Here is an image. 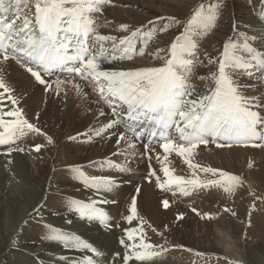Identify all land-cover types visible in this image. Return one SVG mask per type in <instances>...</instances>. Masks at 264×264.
<instances>
[{
	"label": "snow or ice",
	"instance_id": "6c2138e0",
	"mask_svg": "<svg viewBox=\"0 0 264 264\" xmlns=\"http://www.w3.org/2000/svg\"><path fill=\"white\" fill-rule=\"evenodd\" d=\"M106 4H113V0H34L31 15L17 14L14 19L0 18V63L14 60L34 78L37 86H43L45 93L59 95L61 85L67 87L69 84L80 92V85L76 83L75 77L91 83L94 88H98L99 97L111 108L112 118L101 130L95 131V135L102 137L110 129H115L108 137L110 139L115 136L116 151L112 155L123 156L125 161L130 162L137 155L135 149L138 142L147 137V142L143 143L142 155H146L149 161L153 159L152 153H155V159H160V153L154 147L158 144L163 149L165 161L168 154L174 152L192 170L191 178H185L173 176L169 168L164 167L162 170L165 179H162L149 163L144 177L147 182L152 183L154 178L160 189L172 191L173 195L174 187L184 196H191L208 188H218L225 194H234L235 189L245 183L241 176L194 162V157L201 145L207 146L210 143L218 148H231L235 144L264 149V97L244 95L235 79V72L238 71L252 72L258 69L264 74V52H258L254 46L256 35L245 33L239 42L231 37L224 41L218 56L209 57V61L214 62L217 68L211 74L206 90L201 92L189 82V66L192 64L189 57L198 50L197 36L207 37L215 30L220 7L216 4H210L208 8L200 5L190 18H186V23L177 15L157 16L156 20L165 21L162 31H167L168 25L184 24V30L170 43L168 58L161 66L106 70L101 67L105 61L132 59L133 40L141 32L140 27L131 29L129 24L122 23L119 31L129 33L128 35L98 33L93 15L100 13ZM7 11L5 0H0V12ZM261 19H264V14ZM152 23L153 20L148 21V24ZM232 27L235 29L238 24H233ZM106 44L108 47H105ZM64 67H67L74 79L58 80L53 87L48 77L53 74L54 69ZM200 79L204 80L205 77ZM24 104V95L16 94L15 88L0 77V146L7 145L4 154L8 157L13 152L26 151L17 141L28 133L45 137L49 144L53 142L52 137L38 127L37 123L30 122ZM34 119L39 121L40 113H35ZM121 128L124 131H120ZM173 130L178 135L173 136ZM68 139L74 141L77 137L70 136ZM43 147L42 144H34L32 150L40 153ZM8 163L13 161L9 159ZM88 165L93 168L107 167L120 173L132 171L130 166L126 168L109 159L90 160ZM66 171L70 179L82 184L94 197L87 202L72 199L68 207L83 220L98 221L111 228L112 224L105 222V214L97 204L109 202L99 197L116 191L120 180L111 174L89 175L83 165L74 163L68 164ZM201 172L210 173L217 178L201 179ZM140 192L141 188L136 187L135 194L130 198V214L125 217L128 222L137 217V195ZM251 194L256 200H264V195L257 196L255 192ZM112 203L116 201L113 199ZM162 205L167 209L169 201L164 199ZM41 208L42 206L34 208L33 211L40 214ZM191 211L201 219L213 218L211 212L201 213L196 207H192ZM223 211L230 212L232 216L237 215L228 207ZM177 219H183V214L178 215ZM67 222L71 223L70 220ZM45 227L48 229L46 236L50 242L59 243L68 252H90L91 255L85 258L86 264H103L96 259L103 253L76 234L52 225ZM167 227L164 226L165 230ZM123 231L126 238L121 237L119 244L124 251L114 254L119 258L120 264H129L130 261L152 264L154 258L168 251L165 246L167 242H149L142 230L139 235H136L137 229L134 228ZM152 231L157 230L152 228ZM159 235L163 236L164 233ZM69 259L67 256L59 258L64 264ZM113 264H116L115 260Z\"/></svg>",
	"mask_w": 264,
	"mask_h": 264
},
{
	"label": "bare ground",
	"instance_id": "6f19581e",
	"mask_svg": "<svg viewBox=\"0 0 264 264\" xmlns=\"http://www.w3.org/2000/svg\"><path fill=\"white\" fill-rule=\"evenodd\" d=\"M263 2L257 3V6L264 4ZM190 4V0H113V4L104 5L100 13L93 15L96 28H100V34L128 35L129 33L119 31L120 24L127 23L131 29L141 28L140 35L142 38L140 40L143 48L146 46H149L150 49L153 48L149 49V56L141 57L140 46L137 48L136 44L133 43L132 59L105 61L101 67L106 70H135L143 67L160 66L155 62L156 56L159 54L163 57L165 54L161 44L157 45V43L161 41L168 44L170 48V43L176 36L173 35L172 38L166 36L164 34L166 31H162L165 21L156 20V17L169 15L180 17L183 7H189ZM262 8L264 9V7ZM149 20H153L154 23L148 24ZM248 22V25L253 27L264 28V19L261 21L249 20ZM240 25L243 26L244 24ZM170 26L168 25V29ZM243 28L245 29V27ZM244 29L241 27V31ZM245 33L247 32L242 34ZM249 34L253 33L250 32ZM194 35L196 34L194 33ZM255 35L257 38L254 45L259 44L264 49L263 34L257 32ZM197 38L199 40L198 50L189 59L196 61V59L205 57L209 60V57L218 56L220 51H217V44L219 41L214 43L211 39L208 45V43H204L205 37L197 36ZM156 39L157 43L155 42ZM236 41L239 42L240 40L237 39ZM105 47L108 45L106 44ZM221 48L220 46L219 50ZM166 51L168 52V50ZM205 52H207V56H205ZM162 57L159 59L161 60ZM159 59L157 62L160 61ZM193 60L191 65L195 64ZM123 64L125 66L121 67ZM192 68L194 67L192 66ZM210 71L206 72V70L198 68L195 78H189V82L195 85L199 91H205L211 80L208 77L211 78V74L216 69ZM0 77H3L15 88L16 94L24 95V107L27 116L45 129L53 140L49 144L47 140L40 138V142L44 145L40 153L14 152L11 157L0 155V233L2 234L0 242L4 241L5 234L9 233L12 238L11 250L16 251L13 256L4 255L0 257V264H63L64 262L60 260L57 262L55 258L59 253L65 255L64 253L75 252L81 257L91 255L87 251L68 252L59 243L50 242L46 236L48 229L45 225H52L58 229L71 227L81 230L86 234V238H91L92 243L102 249L99 250L104 254L103 259L110 258L107 259L106 264H113L114 260L116 264H120L119 258L114 256L116 252H123L121 247H118L121 233L117 224L118 219L112 221L113 230H107L86 221L78 222L73 219L74 211L68 207L71 200L66 197L84 192L74 179L68 177L66 171L68 164L87 166L90 160H105L107 156L116 151L115 136L108 138L109 133L114 132L115 129H110L109 133H104L102 137L95 136L92 138V143L79 142L82 139H88L89 135L94 134L95 131L101 130L112 118L111 110L109 112L102 104L98 89L93 91L91 83L87 81L84 83L75 77L76 83L80 85V92H77L69 84L67 87L61 85L59 95L52 92L45 93L42 90L43 86H37L34 78L14 60L0 63ZM200 77H205V79L200 80ZM48 79L55 87L56 81L73 80L74 77L50 76ZM235 79L241 86L244 95L264 97V74L258 69L252 72H235ZM65 93L67 94L65 95ZM35 113H40L39 121L34 119ZM120 131H124V129L121 128ZM83 133L85 135H81ZM70 136L77 137V139L69 141ZM135 151L137 155L130 160V163L119 155H113V159L118 158L122 164L127 162L126 164H129L132 169L131 175H116V177H120L121 182L131 181L135 185L139 182L143 183L137 198V205L141 212L138 216L140 221L137 223L136 235H139L142 230L149 242L159 244L167 242L165 246L168 251L154 258L152 264H264V200H256L251 194L255 192L257 196L264 195V152L261 149L234 144L231 148L201 145L196 150L195 161L204 163L205 166L239 175L245 181L242 187L235 189L234 194H225L218 189L219 195L215 196L212 192H207L204 189L195 193L196 195L190 196L200 207L206 208L201 213L214 211L220 215L215 217L213 214L211 220L201 219L188 208L176 203L168 194H163L157 190L152 183H146L144 181V176L148 170L146 155H142L143 150L139 143ZM181 158L173 152L168 154L167 161L164 158L162 160L175 166L174 168L186 169ZM9 159L13 163L9 164ZM85 171L89 175L101 176V173H91L88 169ZM200 177L206 179L205 176ZM135 185L118 187L109 196L119 201L116 206L109 207L111 213L118 210L121 217L126 215ZM200 193L204 198L195 199L194 197L201 196ZM164 199L169 201L167 209L162 205ZM41 206L40 214L33 211L34 208ZM221 206L222 208L223 206L230 208L237 215L232 216L230 212H224L220 208ZM180 214H183V219H177ZM69 220L71 223L67 222ZM119 224L123 228L128 227V225H124L123 220ZM165 225L168 226L167 230L164 228ZM152 228L157 231L153 232ZM66 229L64 231L68 232ZM216 229L228 230L232 234L239 251L242 250L243 260L239 261L235 256H229L220 248L221 238ZM161 232L164 233L163 236L159 235ZM1 249L0 243V251ZM240 256L237 255L236 257ZM75 261L76 264H86L85 258H79ZM129 264H134V262L130 261ZM135 264H140V262H135Z\"/></svg>",
	"mask_w": 264,
	"mask_h": 264
},
{
	"label": "rangeland",
	"instance_id": "374dc122",
	"mask_svg": "<svg viewBox=\"0 0 264 264\" xmlns=\"http://www.w3.org/2000/svg\"><path fill=\"white\" fill-rule=\"evenodd\" d=\"M190 1H191L190 6L189 7H186V6L183 7L184 8L183 11H182L183 13L181 12V15L179 17L181 20H184L185 23H186V18H190L191 14H193L195 11H197L199 9V6L200 5H203L204 8H208L210 4H216L218 7L221 8V12L218 13V23L216 25L215 30L212 31L207 37L204 38V43H208V45L211 42V39H212V42H214V43H217L219 41V43L217 44V51H220L219 50L220 49V46L222 47L224 41L227 40L229 37H231L235 41L237 39H238V41L241 40V38L243 37V34L242 33H244V32H247V33L248 32L249 33L252 32L253 34L259 32V33H262L263 34L262 36L264 37V31H263L264 28H256L255 26L253 27L251 25H248L249 24V22H248L249 20H258V21H261V18L260 17L262 16V14H264V12H263L264 9L262 8V7H264V4H261V5L257 6V3H262L263 0H219V3L218 4H217V0H190ZM239 23L242 24V25L244 24V25L241 26ZM233 24H238V27L236 28V32H235V29L232 27ZM241 27H242V29H244L243 27H245L246 31H245V29L241 31ZM183 30H184V24L183 23L180 24V25H174V24H172L169 27V29L166 32H164V34L166 36H168L169 38H172L173 35H175V36L180 35V33ZM157 39L155 41L156 43L158 42ZM220 39H222V40H220ZM157 45H160L161 47H163L164 54L167 52L166 50H168V48H169L168 44H165V43H163L161 41H159L157 43ZM157 56H156L155 62L157 64H160L157 61H158V59L160 57H162V55L157 54ZM204 58L205 57H201L200 66L198 68H202L203 70H206V72H211L210 71L211 69H214V68L216 69L217 68V65L214 62H210L208 59H206V58L204 59ZM198 76H200V75L198 74ZM208 79L210 80L211 78L208 77ZM216 231H217L219 237L221 238L220 239V248L223 251H225V253H228L229 256H231V257L235 256V258H237L239 261L240 260H243V255L241 253L242 250L239 251V249H238L239 247H237V242L233 239L234 237L232 236V234L230 232H228V230H222L223 231L222 232L221 230L216 229ZM5 235H6V237H5L4 241H1L0 242L1 245H2V249L0 251V257H2L4 255L13 256L14 254H16V251L11 250V247H12V244H11L12 243L11 242V239H12L11 238V235L9 233H6ZM0 236H2L1 233H0ZM223 241H224V243H223ZM5 245H7V246L5 247ZM232 249H234V250H232ZM1 252H2V254H1ZM10 252H11V254H10ZM237 255H241V256L240 257H236Z\"/></svg>",
	"mask_w": 264,
	"mask_h": 264
}]
</instances>
